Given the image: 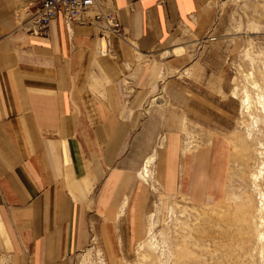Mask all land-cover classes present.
<instances>
[{
	"label": "crops",
	"instance_id": "0c3cea01",
	"mask_svg": "<svg viewBox=\"0 0 264 264\" xmlns=\"http://www.w3.org/2000/svg\"><path fill=\"white\" fill-rule=\"evenodd\" d=\"M39 1L0 0V250L12 264H73L90 221L111 240L134 183L140 112L123 100L125 79L133 67L142 82L149 57L184 31L207 36L216 0H101L71 29L59 14L35 34ZM181 141L172 132L163 150L167 191L222 195L217 152Z\"/></svg>",
	"mask_w": 264,
	"mask_h": 264
},
{
	"label": "rangeland",
	"instance_id": "374dc122",
	"mask_svg": "<svg viewBox=\"0 0 264 264\" xmlns=\"http://www.w3.org/2000/svg\"><path fill=\"white\" fill-rule=\"evenodd\" d=\"M215 11L207 36L184 31L177 49L149 57L142 82L133 67L125 79L123 100L140 112L134 183L115 206L111 240L104 221H90L73 264H264V0H216ZM172 132L184 151L217 152L222 195L167 191L161 165ZM5 258L12 264L0 250Z\"/></svg>",
	"mask_w": 264,
	"mask_h": 264
},
{
	"label": "built area",
	"instance_id": "2783aa9c",
	"mask_svg": "<svg viewBox=\"0 0 264 264\" xmlns=\"http://www.w3.org/2000/svg\"><path fill=\"white\" fill-rule=\"evenodd\" d=\"M100 2L101 0H40L29 20L30 30L35 34H44L59 14L62 15L66 26L71 29L75 22L85 18ZM112 20L114 21L112 25L116 27L115 18Z\"/></svg>",
	"mask_w": 264,
	"mask_h": 264
},
{
	"label": "bare ground",
	"instance_id": "6f19581e",
	"mask_svg": "<svg viewBox=\"0 0 264 264\" xmlns=\"http://www.w3.org/2000/svg\"><path fill=\"white\" fill-rule=\"evenodd\" d=\"M115 20H116V19H115ZM109 22H111V23L114 22V21L112 20V17L109 18ZM115 22H117V21H115ZM115 25H116V27H117V23H116ZM245 93H246V92H245ZM243 101H244V102L249 101V96H246V99H243ZM246 104H247V103H246ZM154 158H155L154 155H152L151 157H149L148 162H147V164H145L146 166H145V168L143 169L142 176L145 177L146 179H147L146 176L149 175L150 166H151V164L153 163ZM140 178H142V177H140ZM2 256H3V255H2ZM3 257H4V256H3ZM5 260H6V261H5L3 264H10L9 260H7L6 258H5Z\"/></svg>",
	"mask_w": 264,
	"mask_h": 264
}]
</instances>
